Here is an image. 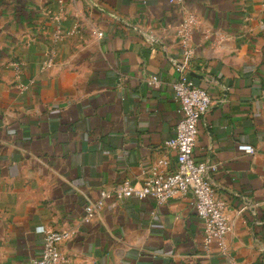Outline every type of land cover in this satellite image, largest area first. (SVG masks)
<instances>
[{"label":"crops","instance_id":"obj_1","mask_svg":"<svg viewBox=\"0 0 264 264\" xmlns=\"http://www.w3.org/2000/svg\"><path fill=\"white\" fill-rule=\"evenodd\" d=\"M189 13L190 76L213 100L194 156L218 164L228 255L204 246L189 194L108 196L81 220L100 190L141 183L162 159L174 169L164 142L181 116L173 58ZM58 25L65 35L53 43ZM263 92L264 0H0V264L39 257V226L75 228L64 264H264Z\"/></svg>","mask_w":264,"mask_h":264},{"label":"built area","instance_id":"obj_2","mask_svg":"<svg viewBox=\"0 0 264 264\" xmlns=\"http://www.w3.org/2000/svg\"><path fill=\"white\" fill-rule=\"evenodd\" d=\"M175 0H170L174 2ZM197 24L196 15L189 13L185 16L180 29L179 40L181 52L179 58H173L178 70V76L172 84L173 97L179 104L180 119L175 125L174 135L164 142L167 150L175 152V166L172 171H165L168 164L166 159L159 160L158 166L150 169V173L141 183L124 181L111 189L100 190L99 198L88 200L81 217L82 222H91L105 206V199L113 196L122 201L131 197L146 198L151 196L157 204H163L169 199L189 194L193 200L196 214L203 222V244L210 245L217 241L224 255H228L225 238L232 230V224L227 216L226 201L220 198L211 181L210 174L217 169V163L210 160H197L194 148L198 137V123L210 110L213 100L208 91L195 84L191 78V64L194 48L192 34ZM71 33V32H69ZM65 33L58 25L52 33L53 43L60 41ZM96 38H101L103 32L97 30ZM54 52L50 51L44 62L53 63ZM152 86H159L160 82L154 76L144 78ZM22 85L21 89H26ZM264 101V92L262 93ZM238 149L254 152L249 144H239ZM37 230L42 234V249L40 256L27 264H64L68 257L61 251V244L72 238L75 228L53 229L39 226ZM235 264L233 260L231 262Z\"/></svg>","mask_w":264,"mask_h":264}]
</instances>
